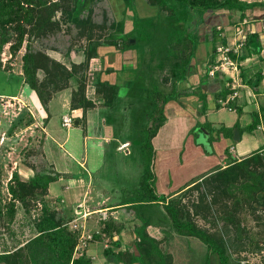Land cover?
<instances>
[{"label":"crops","instance_id":"1","mask_svg":"<svg viewBox=\"0 0 264 264\" xmlns=\"http://www.w3.org/2000/svg\"><path fill=\"white\" fill-rule=\"evenodd\" d=\"M106 1L112 20L122 22L120 36L125 38L133 29V12L124 0ZM242 1L252 4L243 14L241 10L217 8L207 9L200 18L193 10L189 11L191 26L187 30L195 29L197 38L194 56L189 62L186 79L179 83L177 97L164 105V123L151 138L153 187L156 194H164L166 199L191 186L196 178L223 168L229 162H237L253 153L252 150L258 148V152L264 154V147L261 148L264 143V0ZM133 5L140 19L158 16V7L149 0H133ZM218 47L232 51L223 54L232 58L235 67H220L210 75L209 70L220 58ZM47 54L67 67L71 62L84 60L81 49L68 55L51 49ZM143 60L141 52L131 47L99 45L96 55L88 61L85 97L93 105L86 109L70 107L71 91L75 88L73 81L53 92L46 105L47 111L35 91L22 80L17 92L10 95L26 106L33 117L32 124H41L43 153L50 169L46 172L56 176L48 183L45 198H49V203L54 202L62 214L71 215L67 226L80 230L73 256L83 253L90 258L91 264H140L138 261L116 262L113 253L132 250L138 255L134 244L137 238L135 222L146 220L148 209L155 214L147 217L146 231L160 241L163 253L172 255L173 264L176 261L178 264V257L184 255L188 264L190 260L193 262L190 257L204 259L206 255L196 237L180 234L174 228L162 201H139L140 194L148 196L142 182L145 159L136 151L148 112L147 99L140 93L146 86L140 85ZM11 72L21 76L22 70ZM96 73L101 81L117 88V98L110 107L104 105L103 97L96 92ZM38 74L41 76V71ZM221 106L227 107L229 112L237 111L238 116L224 113L223 120L213 116L209 121L211 126L235 127L237 123L245 129L239 132V139L234 140L225 133L213 136L209 132L203 136V142L198 135L193 136L190 130L200 122H207L203 113L214 115ZM199 108L207 111L198 113ZM251 112L257 118L252 122L254 127L263 132L261 141L247 131L250 125L247 115ZM57 113H60V121L54 119ZM64 117H69L71 122L64 123ZM231 138L237 142L233 143ZM53 183L59 186L53 187ZM116 226L121 227L119 233L115 231ZM112 240H117L118 246L111 245ZM110 247L111 252L104 255L105 249ZM191 251L194 254H190Z\"/></svg>","mask_w":264,"mask_h":264},{"label":"trees","instance_id":"2","mask_svg":"<svg viewBox=\"0 0 264 264\" xmlns=\"http://www.w3.org/2000/svg\"><path fill=\"white\" fill-rule=\"evenodd\" d=\"M66 2L69 8L63 9L60 18L56 19L55 14L60 4L55 0H0V50L3 44L10 42L9 50L15 54L22 47L24 41L23 35H25L26 29L29 31V35L42 36L48 32H58L61 30L62 23L72 24L77 29V36L84 38L85 43L81 49L84 53V60L79 63L71 62L70 67L65 66L61 62L50 57L46 52L42 50H33L30 45H26V51L22 54L21 69L22 73L18 81L22 80V83L27 85L30 89L34 90L39 101L44 109L47 111V103L51 98L53 92L58 89H62L70 85L71 81L75 83V88L71 91L70 107H82L86 109L92 106V102L85 97V87L88 69V61L91 57L96 55V50L99 45L112 44L117 47L123 48L126 45H130L127 38L120 36L123 29L122 22H115L112 20L107 23L105 18L98 24L95 23L91 17L92 8L88 7L87 13L83 16L80 13H76L78 3L77 0H62ZM90 3L93 0H89ZM128 8L134 9L133 0H124ZM150 4L156 5L159 10L160 16H163V20L160 25L165 24L171 27L166 32L167 47L164 51L163 57L167 59V63L159 71V79L157 80L158 86L153 83V76L148 74L149 66H161L162 63L157 64L145 63L143 57L142 70L144 76H147V82L144 80L146 86L140 89V93L145 95L148 103V112L146 114L144 124H142L141 140L144 139L145 149H149L153 154V146L151 144V138L156 134L159 127L164 123V105L169 99L176 98L179 92V83L186 79L187 69L190 60L194 56V50L197 42L196 31L187 30L185 26L177 28L178 19L174 17L179 15L182 8L185 14H189L190 10H193L197 16L202 14L207 9L227 8L241 10L243 14L244 10L250 7L252 4L243 2L242 0H149ZM182 5V6H181ZM241 14V15H242ZM190 16V14H189ZM134 22L138 23L142 21L134 14ZM154 18L146 19V22L154 27ZM176 22V23H175ZM12 24H15V29L18 31L15 41H11L12 34L10 29ZM25 25L28 28H25ZM177 25V26H179ZM174 26V27H173ZM174 28V29H173ZM116 30V34L114 33ZM156 34V33H155ZM123 41V43H119ZM216 50V46L213 47ZM67 50L65 54H69ZM172 67L175 73H170L166 68ZM0 69H2L0 67ZM38 71H41L39 76ZM142 74V73H141ZM22 77V78H21ZM149 82V84H147ZM95 89L104 99V105L110 107L113 105L117 98V88L115 85L108 83L107 81L100 80L99 74L96 73L94 79ZM14 95L0 93V96ZM33 117L28 112L26 116L21 114L14 120L11 129L13 127L24 126L33 123ZM152 160L150 158L146 162L145 173L142 177L144 188L148 190L146 194H140L139 201L145 203L156 200L163 202V208L167 215L171 219L174 228L183 235L193 236L202 241L207 249H210L212 253H215L218 257L219 264H232L230 262V256L227 252V248H222L211 237L209 232L204 228L197 226L194 223L192 216H198V208L208 207L209 202L205 201L206 192L200 193L201 195L195 202H191V212L189 215V209L184 201V194L198 190L202 186H207L210 183L213 188V193L224 192L226 185H229V190L234 189L235 181L244 177L245 184L242 182V188H245L249 192H256L257 199L264 196V154L256 151L248 156L241 158L239 161L229 162L225 167H218L200 178H196L190 184L191 186H184L183 191L176 195H169L168 199L164 194H156L153 187L154 173L152 170ZM55 175H51L46 171H38L32 177L27 179H21L17 172H14L9 182V192L11 193L14 201L16 198L20 200L24 205H28L33 201L39 200L41 203L40 216L35 223L36 234L29 238L26 242L22 243L16 248L8 249L7 247L0 250V264H30L28 257L25 255V249L28 246L39 245L45 249L49 254L51 264H91L90 258L83 253L78 256H73L74 247L78 241L79 231L72 230L67 226V222L71 218L69 214H62L61 212H55L49 204L46 203L45 195L47 186L50 181L55 179ZM198 179H201L198 181ZM239 184V185H240ZM211 188V187H210ZM204 194V196H202ZM33 198H36L35 200ZM33 199V201H32ZM35 203V202H34ZM39 203V202H38ZM187 207V209H186ZM190 210V211H191ZM15 206L11 202L5 208V212L1 217L3 218L5 228L10 225L14 220ZM147 221L144 220L139 227L138 231H135L137 238L134 241L138 255H135L132 250L117 251L114 252L113 258L116 262L130 263L140 262V264H151L152 260L159 261L152 257L151 254L157 252L161 255V264H173V258L170 253H163L159 246L160 241L152 238L146 231ZM121 227L116 226L115 231L119 233ZM118 241L112 240L111 245L118 246ZM112 250V247L105 249L104 253L108 255ZM208 253V251H207ZM207 253L204 257V264L209 263ZM151 260V261H150ZM146 262V263H145Z\"/></svg>","mask_w":264,"mask_h":264},{"label":"rangeland","instance_id":"3","mask_svg":"<svg viewBox=\"0 0 264 264\" xmlns=\"http://www.w3.org/2000/svg\"><path fill=\"white\" fill-rule=\"evenodd\" d=\"M55 1H58L60 4V7H58L55 14V18L58 19L62 15L61 10L68 9L70 3L67 5V3L64 1L62 2V0ZM76 2L78 3L76 13H80L83 16L87 13L86 10L88 7L91 6L93 13L91 17L95 23L99 24L104 18L107 23L112 20L108 1L93 0V2L90 3L89 0H77ZM180 9L181 8L178 10L180 11ZM131 11L133 14H136L135 9L131 8ZM179 11L178 15L174 17L175 19H178V24L183 25L186 28L190 27L191 17L185 14L183 8L180 12L182 16L179 15ZM157 13L159 14L158 9ZM199 15L201 18L202 14ZM162 18V16L158 15L153 19L154 22H157L154 27L149 25V23L146 22V19L139 18L142 22L138 23V20L134 22L133 29L125 35V38H127L130 43V45H126V47H131L136 50V52L140 51L141 57L145 58V63H162L161 66L157 65L154 67H151V64L148 70V74L153 76L154 85L157 86L159 71L163 68L162 66H165L167 63V59L165 56L163 57V54L167 47L166 32L171 28L166 24L164 26L160 25L163 21L161 20ZM64 23H62L60 31L48 32L46 35L36 37L29 35V31L26 29L27 33L23 35L24 41L22 47L15 54L9 50L10 42L3 44L0 50V67L2 68L0 69V93L6 95L17 92L19 77L10 72L11 70L17 72L21 69V56L26 51L27 44L30 45L33 50H42L47 53V51L51 49H57L62 54H65L67 50H69L68 52L70 53L76 52L78 48L82 47L85 43V39H78L75 26L69 23L65 25ZM177 25L176 27L179 29L180 27ZM11 27L14 28L10 29L12 34L11 41L13 42L16 40L18 31L15 29V24H12ZM25 28H28V26L25 25ZM166 69L169 68L167 67ZM168 71L170 73H175V70H173L172 67H170ZM144 72H146V70L141 71L142 77L140 78V85L145 83L144 80H147V76H144L143 74ZM136 79H138V77ZM137 83L139 84V82ZM147 84H149V82ZM220 108L219 111L214 112V115L204 112L207 111L206 108H199L198 113L204 112L203 114L205 115L207 122H200L196 128H192L190 130L191 134L193 136L198 135V139L203 141V136L208 135L209 132L213 136H215V133H218L221 136L222 133H225L230 137H233L235 130L243 133L245 129L240 127L237 123L235 127H226L223 126V124L216 126L215 128L211 126L209 121L210 118L213 120V116L218 117L221 120H223L222 116L224 113L233 117L238 116L237 111L229 112L227 111V107L223 106ZM27 112L29 113L26 106L24 104L23 106L20 105L14 98L10 97V95H6L5 97L0 96V206L1 212L4 213L6 206L13 202L16 210L14 220L10 225H7V228H5V221L1 217L3 214L0 213V250L6 247L8 249L16 248L26 242L29 238H33L32 236L36 234L35 223L41 212V203L36 198H33L34 200L36 199V201H33L32 199L33 202L28 205H24L17 198L12 201L14 198L9 192V182L12 181L11 178L13 173L17 172L21 179H27L32 177L38 171L50 172L48 162L43 153L42 136L44 133L40 127L41 124L36 123L37 125H34L30 123L24 126L13 127V130L11 129L14 120L21 114L26 116ZM225 114L224 116H226ZM59 116L60 113L55 114L54 119L60 121ZM247 116L250 119V125L248 126L247 131L261 141L263 138V132L257 130L256 127H254L255 123H252L253 120H257L255 114L251 112ZM224 120L226 121V118ZM72 125H74V123H72ZM221 136L219 137L221 138ZM140 142L141 143L136 147V151L145 159L146 163L150 158H153V154L149 149H145V147L143 148L145 142L144 139ZM232 142L235 143L237 141L232 139ZM263 147L264 143L261 144V148ZM257 149L252 151L256 152L258 151ZM234 153H236V151H234ZM243 179L244 177L235 181L236 183L233 185V187H235L234 189L229 190V185H226L224 192L217 193L212 192L213 188L210 186V180L208 186V183H206V186H202L198 190L196 189L185 193L184 204L189 208L187 209L186 207L190 215L191 212H194V210H191L192 207L190 203L195 202L201 195L200 193L206 192L205 201L207 203L209 202V209L208 207L205 208L202 206L198 208V216L191 217L194 220V223L209 232L219 246L227 248L230 262L232 264H264V196L262 197L263 199H257L256 192H249L245 188L241 189L243 186L240 183L242 182L245 184V180ZM52 186L57 187L59 185L58 183H53ZM202 196H204V194H202ZM45 200H47L46 203L49 204L55 212L59 213V209L56 208L54 202L49 203L48 197L45 198ZM154 214V210L148 209L146 216L143 215L142 217L145 216L144 219L148 222L149 220L147 217H154ZM143 221L135 222L134 231L139 230ZM197 241L200 242V247H203V249L206 250V253L208 251L207 257L209 259L212 258L209 260L208 264H219L217 257L214 256L211 250L207 249V246L199 239ZM197 241L195 242L197 243ZM197 245H195V247L199 249ZM178 246L180 247V245ZM25 250V255L28 257L30 264H51V257L41 246L27 245ZM98 250H101L100 245H98ZM180 254H183V251H180ZM190 254L194 253L191 251ZM161 255L162 253L158 255L157 252H155L154 255L151 254V260L152 257H156L155 259L159 260L158 262L152 260L151 264H161ZM191 258L193 262L190 260V264H204L203 258L197 259L193 256L189 259ZM198 260H200V262H198ZM178 261H180L178 264H188L186 255L178 257Z\"/></svg>","mask_w":264,"mask_h":264},{"label":"built area","instance_id":"4","mask_svg":"<svg viewBox=\"0 0 264 264\" xmlns=\"http://www.w3.org/2000/svg\"><path fill=\"white\" fill-rule=\"evenodd\" d=\"M227 52H232L231 50H229L228 48H222V47H218L217 48V53L220 54V58H218V64L213 65V68L209 70V74L212 75L214 73V71L217 69H219L220 67H225V66H234V61H232V58H229L226 54L223 53H227ZM222 53V55H221ZM63 122L68 124L71 122V119L69 117H64L63 118ZM73 227H76V224H73Z\"/></svg>","mask_w":264,"mask_h":264},{"label":"water","instance_id":"5","mask_svg":"<svg viewBox=\"0 0 264 264\" xmlns=\"http://www.w3.org/2000/svg\"><path fill=\"white\" fill-rule=\"evenodd\" d=\"M75 122H76V121H75ZM239 137H240V134H239L238 130H235V131H234V135H233V139H234V140H238Z\"/></svg>","mask_w":264,"mask_h":264}]
</instances>
